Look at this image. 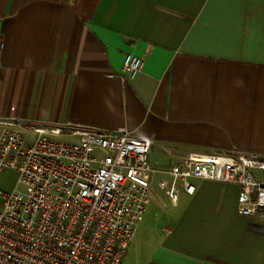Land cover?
I'll use <instances>...</instances> for the list:
<instances>
[{"label": "crops", "instance_id": "0c3cea01", "mask_svg": "<svg viewBox=\"0 0 264 264\" xmlns=\"http://www.w3.org/2000/svg\"><path fill=\"white\" fill-rule=\"evenodd\" d=\"M0 43L2 118L124 128L163 169L264 155V0H0ZM127 54L144 63L133 80ZM237 194L196 181L173 214L145 215L122 264H264V220L238 215Z\"/></svg>", "mask_w": 264, "mask_h": 264}, {"label": "built area", "instance_id": "2783aa9c", "mask_svg": "<svg viewBox=\"0 0 264 264\" xmlns=\"http://www.w3.org/2000/svg\"><path fill=\"white\" fill-rule=\"evenodd\" d=\"M143 64L127 54L123 72L133 80ZM152 144L124 128L48 130L0 117V174L18 173L12 192L0 189V264H122L157 176L173 207L196 181H214L237 186L238 215L264 220V155L188 152L163 169Z\"/></svg>", "mask_w": 264, "mask_h": 264}, {"label": "rangeland", "instance_id": "374dc122", "mask_svg": "<svg viewBox=\"0 0 264 264\" xmlns=\"http://www.w3.org/2000/svg\"><path fill=\"white\" fill-rule=\"evenodd\" d=\"M60 140H62V141H77L76 138H60ZM162 177L163 176H157L156 177V183L154 185V192L152 194V197L149 199L150 206L149 207L147 206L148 215L145 214L147 217L150 216L151 218H153L157 222L162 221V219L166 215L173 214V212L177 211L176 208H178V206H179V202H178L177 207H173L172 204L166 198L164 192L161 191L157 187V182ZM165 179H168V178L165 177ZM17 180H18V173L16 171L11 170V169L4 170L0 174V189L6 193L12 192L17 185ZM181 196H182V193L180 194L179 201H180ZM157 198H159L161 200V203H162L161 206L155 202V200ZM146 216H144V218ZM144 218H143V220H144Z\"/></svg>", "mask_w": 264, "mask_h": 264}]
</instances>
